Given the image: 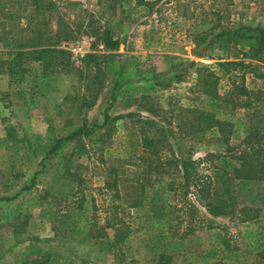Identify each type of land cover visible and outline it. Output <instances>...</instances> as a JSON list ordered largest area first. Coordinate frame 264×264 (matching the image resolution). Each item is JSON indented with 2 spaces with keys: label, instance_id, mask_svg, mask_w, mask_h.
<instances>
[{
  "label": "rangeland",
  "instance_id": "obj_1",
  "mask_svg": "<svg viewBox=\"0 0 264 264\" xmlns=\"http://www.w3.org/2000/svg\"><path fill=\"white\" fill-rule=\"evenodd\" d=\"M55 2L71 29L53 45L63 52L45 58L46 66L33 63L0 90V264H157L162 249L172 254L170 264H264L259 187L235 180V212L218 216L198 200L193 185L186 191L172 164L165 165L160 190L161 173L140 159L137 120L150 118L165 128L156 144L160 154L182 150L200 161L193 177H214L216 164L235 161L248 110L205 95L197 80L206 67L219 95L242 86L264 91V63L246 56V46L227 40L206 48L222 29L264 26V0ZM106 26L120 38L118 49L104 47ZM83 36L95 38L89 50L62 47ZM174 65L178 71H171ZM6 76L0 72V84ZM81 97L90 104L81 107ZM202 111L233 123L227 144L234 151L217 140L223 133L198 130L205 127ZM104 113L133 116L114 121L110 132L96 127L79 145L71 141L45 158L49 137L82 123L101 124ZM216 152L221 158L206 156ZM110 168L119 196L105 186ZM242 205L260 209L255 215L237 211Z\"/></svg>",
  "mask_w": 264,
  "mask_h": 264
},
{
  "label": "trees",
  "instance_id": "obj_2",
  "mask_svg": "<svg viewBox=\"0 0 264 264\" xmlns=\"http://www.w3.org/2000/svg\"><path fill=\"white\" fill-rule=\"evenodd\" d=\"M58 9L59 7L55 0H0V44L2 47L0 54L6 56L4 58L3 56L0 57V72L8 75L9 84L15 78L21 77L20 79H22V76L31 70L32 67L30 66L33 63L43 62L41 64L46 66L43 61L45 58L49 57L51 59L53 58L52 53L63 52L53 45L61 41V36H64L63 34L66 36L64 38L70 36L69 30L71 32V29L68 27V22L64 20ZM55 11L57 13L56 15L54 14ZM62 25H64V28ZM100 38H102V43L108 50L118 49L121 42L118 36H114L109 26L104 28ZM227 40L246 46L247 51L244 53L246 56L252 60L264 63V26L241 25L231 29H222L212 34L210 39H208L206 48H210L214 41H219L221 46L222 41L226 42ZM114 56L115 54L110 52L108 54L109 60L112 61ZM89 57H92V55H89ZM94 59L95 57L90 58V60ZM191 63L193 64L194 62ZM227 64L232 65L235 63L233 61H227ZM251 65L252 63H249L250 67ZM175 70H179L178 65H174L171 69V71ZM199 71L206 72V75L200 73L199 79L197 80L202 85V90L205 95L212 98H219L220 100L222 99L223 102L232 101L233 108L238 106L248 110L249 122L246 128L247 132L236 145V157L232 154L235 161L231 162L232 159L226 157L229 160L224 161L222 164H216V175L214 177H207L205 180L199 177H193L196 166L200 161H196L191 154L185 155L182 150H179L178 153H173L171 157L160 154L156 144L160 140L158 136L161 133H166V130L157 121L143 117L137 119L141 123L140 145L143 147L140 159L148 160V167L154 166L153 168L157 175L161 173L156 180L158 181L160 190L164 189L162 174L165 172V165H174L180 174V178L184 181L186 191L193 185L196 188L195 193L198 200L205 204V207L212 215H227L228 212H235V203H238L236 202L238 197L236 193L238 194V192H236L234 182L237 179L254 182L259 187L260 193H262V202L264 203V104L258 103L264 96V91L249 90L242 86L238 90L233 89L223 95H219L215 88L216 82L210 81L215 77L214 72L206 67ZM81 98L83 100L81 107L90 104L87 99H84V97ZM131 116L133 114L126 113L117 117H110L108 113H104L101 124H93L89 127L86 123H82L66 135H60L54 139L49 137L50 143L45 158L57 153L71 141L79 145L85 136L89 137L95 133L94 129L96 127L98 129L108 128L105 131L110 132V125L114 121ZM199 116L202 117V120L205 119V127L199 128L198 130L205 128V130H209V132H213L216 135L223 133V138L221 139L219 136L217 140L221 141L219 143L227 145L225 148L226 151L230 152L232 149L234 151V148L227 144L229 143L228 136L232 132L233 123L226 119L215 117L205 111L199 112ZM76 144L75 147H78ZM74 150L76 149L74 148ZM150 156L154 158H150ZM206 156L212 159L213 157L221 158L219 152L208 153ZM110 171L113 173V177L107 172L105 186L107 188H113L116 196H119L120 189L118 187L116 171L114 168H110ZM28 188L29 186H25L21 190ZM140 191L143 193L144 187ZM134 203L138 202L134 201ZM259 209V207L251 208L249 205H242L236 210L240 212L252 211L255 215V212L259 211ZM247 218L250 219V217ZM112 226L114 225L107 223L104 227L112 228ZM31 239L36 238L32 237ZM31 239L24 238L23 240L29 241ZM258 255L264 256V249ZM158 257L157 264L171 263L172 254H168L164 249L161 250ZM21 264L29 263L24 260Z\"/></svg>",
  "mask_w": 264,
  "mask_h": 264
},
{
  "label": "built area",
  "instance_id": "obj_3",
  "mask_svg": "<svg viewBox=\"0 0 264 264\" xmlns=\"http://www.w3.org/2000/svg\"><path fill=\"white\" fill-rule=\"evenodd\" d=\"M95 42V38L92 36H83L76 41H69L66 40L62 42V47L63 48H73L74 50H79L81 51L82 49L84 50H89L90 46L93 45Z\"/></svg>",
  "mask_w": 264,
  "mask_h": 264
},
{
  "label": "crops",
  "instance_id": "obj_4",
  "mask_svg": "<svg viewBox=\"0 0 264 264\" xmlns=\"http://www.w3.org/2000/svg\"><path fill=\"white\" fill-rule=\"evenodd\" d=\"M7 77V76H6ZM8 77H7V83H6V78H4V81L0 84V90H8L9 88V81H8ZM2 81V80H1Z\"/></svg>",
  "mask_w": 264,
  "mask_h": 264
}]
</instances>
